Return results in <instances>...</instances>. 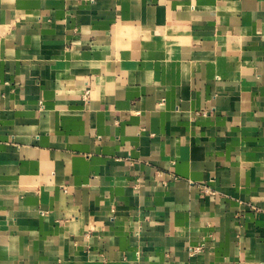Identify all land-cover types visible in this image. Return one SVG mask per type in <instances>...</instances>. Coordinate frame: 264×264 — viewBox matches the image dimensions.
I'll use <instances>...</instances> for the list:
<instances>
[{
	"label": "crops",
	"instance_id": "1",
	"mask_svg": "<svg viewBox=\"0 0 264 264\" xmlns=\"http://www.w3.org/2000/svg\"><path fill=\"white\" fill-rule=\"evenodd\" d=\"M0 264H264V0H0Z\"/></svg>",
	"mask_w": 264,
	"mask_h": 264
},
{
	"label": "built area",
	"instance_id": "2",
	"mask_svg": "<svg viewBox=\"0 0 264 264\" xmlns=\"http://www.w3.org/2000/svg\"><path fill=\"white\" fill-rule=\"evenodd\" d=\"M204 191L206 192V193H213V190H211V188L209 187V186H204ZM203 246H198V247H194V248H192V250L193 251H199L201 248H202Z\"/></svg>",
	"mask_w": 264,
	"mask_h": 264
},
{
	"label": "rangeland",
	"instance_id": "3",
	"mask_svg": "<svg viewBox=\"0 0 264 264\" xmlns=\"http://www.w3.org/2000/svg\"><path fill=\"white\" fill-rule=\"evenodd\" d=\"M204 186H206V185H202V191H203V192H205V191H204V189H203V188H204Z\"/></svg>",
	"mask_w": 264,
	"mask_h": 264
}]
</instances>
